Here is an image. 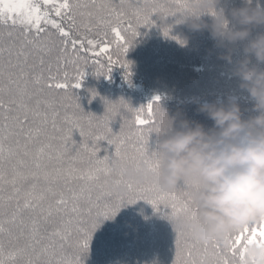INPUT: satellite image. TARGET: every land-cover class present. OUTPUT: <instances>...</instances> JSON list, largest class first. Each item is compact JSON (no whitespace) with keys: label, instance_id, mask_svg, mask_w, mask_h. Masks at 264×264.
I'll list each match as a JSON object with an SVG mask.
<instances>
[{"label":"snow or ice","instance_id":"snow-or-ice-1","mask_svg":"<svg viewBox=\"0 0 264 264\" xmlns=\"http://www.w3.org/2000/svg\"><path fill=\"white\" fill-rule=\"evenodd\" d=\"M190 2L0 0V264H84L101 223L140 200L173 224L174 264H245L247 246L264 245V223L232 235L230 248L181 228L199 214L190 185L161 193L153 183H129L126 198L114 193L129 164L159 167L150 140L160 96L139 109L106 102L102 117L79 103L76 90L89 64L108 79L114 68L124 69L130 82L126 57L140 29L155 27L154 16L182 22ZM172 27L163 24V35L182 43ZM126 113L133 114L128 132ZM113 114L123 119L118 134ZM102 141L114 155L100 158Z\"/></svg>","mask_w":264,"mask_h":264},{"label":"clouds","instance_id":"clouds-1","mask_svg":"<svg viewBox=\"0 0 264 264\" xmlns=\"http://www.w3.org/2000/svg\"><path fill=\"white\" fill-rule=\"evenodd\" d=\"M188 8L178 24L193 34H210L221 50L218 58L232 66L240 90L254 102L255 114L245 118L248 110L232 95L224 102L201 103L198 114L213 122L207 128L182 110L170 115L158 106L152 131L158 169L148 162L127 166L126 183L113 190L126 198L129 183H153L161 193L190 185L199 214L180 227L202 243L219 241L230 248L232 235L264 223V6L256 0H242L240 6L232 0H191ZM181 41L186 46L188 38ZM241 45L243 58L236 60ZM244 257L245 264H264V245L247 246Z\"/></svg>","mask_w":264,"mask_h":264},{"label":"trees","instance_id":"trees-1","mask_svg":"<svg viewBox=\"0 0 264 264\" xmlns=\"http://www.w3.org/2000/svg\"><path fill=\"white\" fill-rule=\"evenodd\" d=\"M242 0H232L233 6H240ZM159 17L154 16L155 27L141 28V35L127 53L126 59L132 65L131 81L125 79V71L119 67L113 69L111 78L103 75L97 77L94 73V66L88 65V74L80 89L76 90L79 103L86 111L87 105L84 102L92 97V93H101L106 98L107 103H118L121 100L127 102L133 109H139L153 101L154 97L160 96V104L154 105L157 120L158 106L169 110L170 115H174L178 110L186 113L187 117L193 121H199L207 128L213 126V122L204 115L198 114L197 109L201 103L224 102L227 96L232 95L238 98L242 109H246L245 118L254 115L251 109L254 102L249 99L246 92L230 87L209 89L208 86L202 88H192L191 84L187 88L188 94L184 91H170L167 89V82L156 76L157 70L167 68V66L178 67L180 71H185L196 76L203 75L209 68L213 60L215 67H222L223 61L218 57L221 52L214 49V41L208 32L198 33L196 51L192 47L182 45L173 38H165L160 31L156 21ZM207 19V18H206ZM169 25H172V37H177L180 41L184 39V32L174 18H169ZM162 36V37H161ZM241 51L237 52V60L243 58V45ZM264 68V65H261ZM140 68V69H139ZM170 89V88H169ZM180 92V93H176ZM102 105L103 116L106 112L107 103ZM119 111V106L116 107ZM127 123L125 131H132V113H126ZM100 117V116H99ZM123 123L122 117L113 114L111 127L114 133H119ZM157 137L155 138V140ZM155 140L150 147L155 150ZM100 158L106 155H114V146L106 142V146L100 143ZM132 164H129L130 166ZM137 208V203H125L118 213L107 220H104L95 231L90 244L89 253L83 257L84 264H174L176 254V233L173 231L162 243L158 241L153 233L148 234L149 223H140L139 220H150L149 215L163 216L151 207L148 209L142 204ZM109 232L115 234L114 241H110L106 236ZM167 241V242H166ZM166 242V243H165ZM160 248V249H159ZM160 250V251H159Z\"/></svg>","mask_w":264,"mask_h":264},{"label":"rangeland","instance_id":"rangeland-1","mask_svg":"<svg viewBox=\"0 0 264 264\" xmlns=\"http://www.w3.org/2000/svg\"><path fill=\"white\" fill-rule=\"evenodd\" d=\"M256 3L264 6V0H256ZM160 31L162 32V25L166 24V21H162L157 19L156 21ZM169 24V21L167 22ZM180 25V28L184 32V37L188 38V45L192 47L193 52L196 51V42H193L194 39H197L198 33H191L188 28L184 25ZM163 33V32H162ZM162 37V36H161ZM219 49H212L210 53H215ZM221 52V50H219ZM234 59L237 60V54ZM254 59V58H253ZM255 62V61H254ZM212 67L209 68L203 75L196 76L193 74H189L185 71H180L178 67L167 66V68H161L157 70L156 76H158L162 81L167 82V89L170 91H184L187 94L189 93L187 88L191 84L192 88H202L208 86L209 89L214 88H225V90H230V87L235 89H240V81L232 75V66L229 65L226 61H223L222 67L218 68L214 66L213 60L210 62ZM140 69V68H139ZM170 88V89H169ZM180 93V92H176ZM84 102L87 103L85 105L87 107L85 113L93 114L96 117H102V105L106 102V98H104L103 94L97 93L96 97L93 99V96L87 98ZM156 138L155 134H152L150 140V147L153 145V142ZM74 140L77 144L81 143L82 137L79 133L74 134ZM104 146H106V141L101 142ZM133 165V164H132ZM137 208H140L141 200L136 202ZM139 204V205H138ZM143 205L146 208H150L151 204L143 201ZM149 219L139 220L140 223H149L148 234L153 233L154 237L162 243L164 239H169L168 244L170 245L171 240L168 236L174 231L173 224L166 219L164 216H155L149 215ZM110 241H114L115 234L109 232L106 236ZM167 242V241H166ZM165 242V243H166ZM160 249V248H159ZM160 251V250H159Z\"/></svg>","mask_w":264,"mask_h":264}]
</instances>
